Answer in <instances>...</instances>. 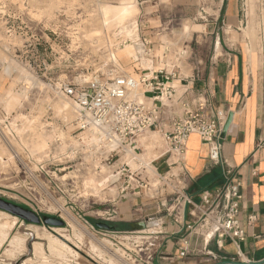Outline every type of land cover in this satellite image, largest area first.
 Masks as SVG:
<instances>
[{
  "label": "rangeland",
  "instance_id": "rangeland-1",
  "mask_svg": "<svg viewBox=\"0 0 264 264\" xmlns=\"http://www.w3.org/2000/svg\"><path fill=\"white\" fill-rule=\"evenodd\" d=\"M222 1L197 0V8L192 5L188 18L170 19L163 32L152 30V16L147 20L136 17L128 21L130 27L139 26V20L146 24L145 28H137L143 44L139 54L143 62L130 64L129 59H119L117 52L132 41L127 39L125 46H119L126 40L121 28L106 23L101 15L104 5H116L120 0H0V198L32 210L41 219L47 216L64 222L63 226L33 224L9 213H0V225L4 220L14 223L11 231L8 229L9 237L22 235L25 240L24 253L13 258L4 255L9 246L7 242L0 250V264H38L34 243L41 244L53 264H121L116 262L114 251L123 255L129 264L151 262L149 254L156 243L149 241V233H113L96 224L107 223L113 227L112 224L118 223L105 221L103 212L129 192L121 193L124 187V179L118 175L121 163L126 160L132 171L147 167L153 154L157 156L167 149L163 138L143 136L145 139L139 142L147 149L144 155L120 153L106 161L97 159L102 154L100 146L97 141L83 140L84 131L78 130L76 111L74 120L68 122L60 110L62 99L73 104L62 93V87L80 77L89 79L111 68L123 69L138 81L140 77L135 69L149 67L152 56H163L162 52L153 51L158 45L157 34L165 37L171 46L172 51H166L169 70L176 66L181 71L183 63L187 65L194 57L204 58L209 54L213 36L207 35L206 25L223 28L222 43L226 47L241 50L245 60L246 57L254 59L249 62L251 66L264 67V0H239L240 18L235 27L225 24V7L229 0ZM136 3L139 4V0H135ZM187 24L190 29L199 25L202 26L199 30H204L192 33L186 40L188 32L184 25ZM142 33L150 46L143 43ZM181 54H185L182 59ZM136 98L143 101L142 88ZM60 133L65 137L61 138ZM35 134L48 138L46 149L36 151L40 139ZM127 155L133 158L127 160ZM147 173L155 184V175H151L149 169ZM90 179L103 187L101 196L93 194ZM66 211L88 233L74 229ZM50 239L65 243L75 256L53 257ZM98 243L109 244L112 254Z\"/></svg>",
  "mask_w": 264,
  "mask_h": 264
},
{
  "label": "crops",
  "instance_id": "crops-1",
  "mask_svg": "<svg viewBox=\"0 0 264 264\" xmlns=\"http://www.w3.org/2000/svg\"><path fill=\"white\" fill-rule=\"evenodd\" d=\"M161 1L139 0L140 3L137 5L139 10L137 18L147 20L148 16H152V25L154 26L152 30L161 29L160 32L165 30L164 27H167L170 19L181 18L184 20L189 17L192 5H194V9L197 8V0ZM223 1L222 3H224ZM149 4L152 5V8H146ZM225 8L227 12L225 19L223 16L225 24L235 27L240 18L239 0L227 1ZM146 11L150 14H147ZM206 26L209 31L207 35L213 36L207 56L204 58L196 56L187 65L183 63L180 67L181 71H178L176 66L169 70L170 60L166 51L171 50V46L165 37L157 34L158 45L154 46L153 51L162 52L163 56H152L151 60L148 61L150 66L135 69V74L140 77L139 81L142 78L150 79L154 74L163 70L168 73L173 71L177 74L166 84L174 87V97L172 100L161 99V129L163 132H168L172 120L183 114L184 104L194 109V103L198 99L207 102L208 112L211 115L217 113H222L227 117L232 115V122L226 134L221 136L220 141L223 156L234 172L235 180L242 184L243 199L240 219L246 229L247 237L244 242L239 244L238 250V247L229 239L225 240L224 248L220 249L215 240L207 241L202 237L190 235L188 236L189 243L186 255L181 256L186 247L182 238L187 234L183 233L180 226L173 222L166 209H163L162 212L157 210L159 202L163 199H152L151 193L146 194L133 188L124 198L121 197L120 201H116L120 213L117 225L120 227L118 230L112 227L111 231L113 233L135 234L153 232L160 228L161 230L149 239L152 243H156L149 254L151 260L149 264L226 263L238 260L237 253L239 251L243 261H264V67L255 68V66H251L249 62H254V59L246 57L245 60L241 57V52H239L241 50L226 47L222 43L223 28ZM230 26L227 30L229 35L232 32ZM200 27L202 26L191 27L186 40L190 38L192 33L202 32L204 29L199 30ZM233 34L231 36L234 38L235 34ZM142 37L147 39L143 33ZM180 56L182 59L185 54ZM129 61L130 64L135 63L132 60ZM123 64L125 63L123 62ZM121 70L123 71V69ZM141 88L143 92L142 102L152 104L151 96L145 92L143 87ZM148 135H158L164 140L162 132L152 131L145 136ZM164 142L167 149L157 156L153 154L150 161L151 167L140 166V173L143 176L149 175L148 169L152 173L151 175H165L169 171L181 172L180 166L175 165V157L170 155L168 144L165 140ZM139 145L142 147V152L139 155L146 154L147 149L144 144L139 142ZM123 163L128 164L126 160L121 165ZM183 166L190 179L187 193L197 201H199L203 191L213 190L224 183L223 168L210 160L209 146L203 143L198 135H192L188 141ZM150 169H153L154 173ZM251 215L257 216V221L249 226L248 217ZM152 220H157V222L159 220L162 223H151ZM4 221L0 226H8L7 231L9 233L8 229H12L14 223L8 220ZM144 228L146 229L144 230ZM17 237L18 239L22 237L24 241L22 235L11 238L8 236V239L0 247L1 250L9 242L8 249L4 252L8 258L24 253L21 239L19 248L10 242L15 241ZM36 245L41 246L40 243H34V252ZM37 259L39 260L38 264H40V259Z\"/></svg>",
  "mask_w": 264,
  "mask_h": 264
},
{
  "label": "built area",
  "instance_id": "built-area-1",
  "mask_svg": "<svg viewBox=\"0 0 264 264\" xmlns=\"http://www.w3.org/2000/svg\"><path fill=\"white\" fill-rule=\"evenodd\" d=\"M139 22L136 28L146 27L142 21ZM126 42L128 40H122L119 46H125ZM143 43L146 46L151 45L145 38ZM176 75L173 71L168 73L163 70L150 79L142 78L137 82L121 69L111 68L90 79L78 78L73 84L63 86L62 93L74 104L78 130L91 131L97 137L102 152L97 159L104 158L106 161L113 154L123 153L127 149L140 154L142 147L139 140L152 131L162 132L170 148V155L175 157V165L180 166V173L169 171L165 175L156 174L155 184H152L147 175L140 173L141 169L132 171L128 164L123 163L118 175L121 180L124 179L122 194L135 188L146 194L151 193L152 199H163L157 210L162 212L166 209L173 222L187 234L182 238L186 247L181 256L186 255L190 235L207 241L215 240L220 249L224 248L225 240L229 239L239 250V244L247 237L240 219L242 184L235 180L234 172L223 156L220 141L228 117L222 113L209 114L207 102L198 99L194 103V109L184 104L183 114L172 120L168 132H163L161 99L172 100L174 97V87L166 84ZM139 86L151 96L152 104L130 97ZM192 135H198L209 146L210 160L224 170V183L213 190L203 191L199 201L187 193L190 179L183 166L187 144ZM103 214L107 222L118 221L120 213L116 201ZM256 221L257 216L248 217L249 226ZM157 223L162 222L158 220ZM147 233L148 239L157 234L149 231ZM237 254L238 260L219 264H250V261L242 260L240 251Z\"/></svg>",
  "mask_w": 264,
  "mask_h": 264
},
{
  "label": "bare ground",
  "instance_id": "bare-ground-1",
  "mask_svg": "<svg viewBox=\"0 0 264 264\" xmlns=\"http://www.w3.org/2000/svg\"><path fill=\"white\" fill-rule=\"evenodd\" d=\"M104 5V4H103ZM136 5H138L136 3ZM135 5V0H120L119 4H116V5H110V4H106L102 7H99V8H102V12L103 14L101 15H104L105 17V22L106 23H114L115 25H117V27L119 26L122 30V35L124 36V38L129 39L130 41H132L131 44L129 45H126L123 49L119 50L117 52V57L119 59L121 58H124V59H129V60H133L135 63L136 62H143V60L139 57V54L143 51V44L140 43L139 41V34L137 33V28H136V25L133 24L132 27L130 26H127V22L132 20L133 18H136L137 15H138V8L137 6ZM101 11V10H100ZM99 11V12H100ZM101 13V12H100ZM102 18V16H101ZM102 20V19H101ZM135 23V22H134ZM105 24V23H104ZM105 27V25H104ZM115 28V27H114ZM107 29V28H105ZM113 30V29H112ZM190 31V28L187 25H185V32H189ZM107 42V41H106ZM111 42H109L110 44ZM112 44V43H111ZM109 49V48H108ZM117 50V49H116ZM115 51V50H114ZM113 53V52H112ZM111 53V54H112ZM186 54V53H185ZM115 55V54H114ZM111 58V57H109ZM116 58V57H115ZM114 58V59H115ZM117 59V58H116ZM111 61V59H110ZM113 62V61H112ZM90 79V78H89ZM139 82V80L137 81ZM141 90V86H139V88L133 92L131 94V98L134 99V100H138L136 97H137V94L139 93V91ZM135 94V96H133ZM63 101L59 104V107H60V110L62 111L64 117H65V120H67L68 122H71L74 120L75 118V107L73 106L72 103H70L68 100H65V99H62ZM139 101V100H138ZM76 126V124H75ZM77 128V127H76ZM74 129V128H73ZM26 132L23 133V135L25 134ZM79 133V132H78ZM77 133V134H78ZM22 134V133H21ZM157 134V133H156ZM22 135V136H23ZM36 137H38L40 139V142L37 144L36 146V151H41V150H44L46 149L47 147V139L45 137L44 134H35ZM61 138H64L65 135L63 133H60L59 134ZM83 140L87 142L88 141H92V142H95L97 141V137L91 132V131H84L83 132ZM156 137V135H154ZM92 139V140H91ZM142 139V138H141ZM145 139V138H144ZM143 140V139H142ZM97 145V144H96ZM99 146V145H98ZM126 153H132V154H135L134 151L132 149H127L125 150L123 154H126ZM133 158L132 155H127V160H131ZM131 162V161H130ZM147 167H151L150 166V163L147 162L146 163ZM108 174V173H107ZM91 180V179H90ZM92 181V182H91ZM89 182L90 183V187L93 191V194L97 195V196H101L102 195V190H103V187L100 188L97 186V183L96 181L94 180H91ZM105 187V186H104ZM63 207V206H62ZM62 209V208H61ZM64 210V208H63ZM4 212V211H3ZM7 213V212H5ZM64 213V212H63ZM65 215L67 217V220L68 222L75 228H80L82 230L85 231V233H88V231L86 230L85 227H83L75 218L74 216L69 213V212H65ZM16 217V216H15ZM13 218V217H12ZM155 224V223H153ZM8 225V224H7ZM143 225V224H142ZM152 226V225H151ZM7 227L5 226H0V235H1V242H0V247L1 245L8 239V231H7ZM10 228V227H9ZM10 230V229H9ZM77 230V229H76ZM11 231V230H10ZM39 237V236H38ZM47 237V236H46ZM22 240V237L18 239H15V241H10L13 245H15L17 248H19L21 246V240ZM48 239V238H47ZM25 241V240H24ZM23 240L22 242L25 243ZM100 245H102L104 247V249L106 248L108 251H110V253L112 254V249H111V246L109 244H101V243H98ZM24 246V244H22ZM97 245V244H96ZM93 246V245H92ZM95 246V245H94ZM15 247V249H17ZM25 247V246H24ZM100 247V246H99ZM13 250V249H12ZM50 250H51V253L54 256L56 257H61L62 259L63 258H66L68 255H74V252L63 242L59 241V240H55V239H50ZM102 250V249H101ZM15 251V250H14ZM106 252V251H105ZM103 253V252H102ZM101 253V254H102ZM114 256L116 257V262L118 261V263H121V264H129L125 258L123 257V255H119L117 254V252L115 253V251L113 252ZM106 254H108L106 252ZM124 254V253H123ZM35 255L37 258L40 259V264H53L50 262L49 258L44 254L42 248L40 245H36L35 247ZM104 255V254H103ZM102 256V255H101ZM111 257V255H110ZM60 258V259H61ZM58 259V258H57ZM115 260V259H114ZM113 261V260H112ZM60 264V263H59ZM62 264V263H61Z\"/></svg>",
  "mask_w": 264,
  "mask_h": 264
},
{
  "label": "water",
  "instance_id": "water-1",
  "mask_svg": "<svg viewBox=\"0 0 264 264\" xmlns=\"http://www.w3.org/2000/svg\"><path fill=\"white\" fill-rule=\"evenodd\" d=\"M232 122V115H230L227 118L226 124L223 128L222 131V136L224 134H226L228 127L230 126ZM0 210L7 212L11 215H14L24 221H27L28 223H33V224H40V223H44L46 225H51V226H63L64 222L62 220H59L57 218H53V217H47V216H43V218L41 219L35 212H33L32 210L23 208L17 204L11 203L5 199L0 198ZM96 226L98 228L101 229H105V230H111L112 227L107 224V223H98L96 224ZM146 228H144L145 230ZM250 264H264V261L261 262H250Z\"/></svg>",
  "mask_w": 264,
  "mask_h": 264
},
{
  "label": "trees",
  "instance_id": "trees-1",
  "mask_svg": "<svg viewBox=\"0 0 264 264\" xmlns=\"http://www.w3.org/2000/svg\"><path fill=\"white\" fill-rule=\"evenodd\" d=\"M109 225H111V224H109ZM113 225V228H117V230H118V228L120 227L119 225H114V224H112Z\"/></svg>",
  "mask_w": 264,
  "mask_h": 264
}]
</instances>
